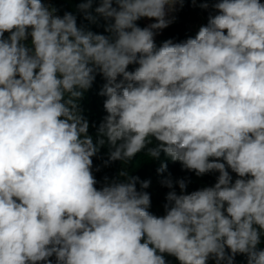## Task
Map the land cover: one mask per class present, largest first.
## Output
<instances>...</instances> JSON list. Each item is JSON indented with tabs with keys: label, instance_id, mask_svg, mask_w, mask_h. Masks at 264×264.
Returning a JSON list of instances; mask_svg holds the SVG:
<instances>
[{
	"label": "clouds",
	"instance_id": "1",
	"mask_svg": "<svg viewBox=\"0 0 264 264\" xmlns=\"http://www.w3.org/2000/svg\"><path fill=\"white\" fill-rule=\"evenodd\" d=\"M92 2L78 8L107 35L43 0H0V264H264V3L216 0L195 37L157 47L184 0H100L95 16ZM97 74L94 142L79 100ZM105 145V165L146 150L217 182L175 181L156 216L150 181L125 167L96 187Z\"/></svg>",
	"mask_w": 264,
	"mask_h": 264
},
{
	"label": "trees",
	"instance_id": "2",
	"mask_svg": "<svg viewBox=\"0 0 264 264\" xmlns=\"http://www.w3.org/2000/svg\"><path fill=\"white\" fill-rule=\"evenodd\" d=\"M57 3V10L61 12V15L65 12H71L77 18V26L91 30L99 34H105V27L107 21L102 17H97L95 23H92L85 18V14L81 12L78 5L84 0H54ZM216 0H184L183 5H175V18L164 28V31L171 32L175 43L183 42L189 37H195L198 32L196 24H207L210 15H215L216 12L213 8V4ZM264 2V0H263ZM70 3H72L73 10L70 9ZM100 0H93L92 8L89 10L92 15H96L95 8L99 6ZM207 4V7H202L203 4ZM113 6H116L115 4ZM140 27H146L148 24L147 18H141L136 22ZM156 43V42H155ZM157 47L160 44L156 43ZM137 67V65H135ZM105 82L98 78L92 84V87L84 92L83 97L79 100V110L81 115L88 121L89 130L88 133L92 137L97 136L98 128L103 122L104 117L107 115L104 109L105 96L99 95V92ZM108 160V147L102 146L96 156L93 157V175L97 180L96 187L99 189L104 185L99 175L101 171L110 172L114 171V179L118 178L120 171L125 167L129 171L131 176H137L140 180H149L150 186L147 189H143L150 194L151 207L148 210L157 212L163 216L165 214L164 205L167 203L166 195L169 191H176L180 194V188L175 181L183 179L187 183L186 192L198 190L202 187L213 186L217 182L218 172H210L203 176H196L194 172L184 169L180 162H173L170 158L166 157L163 153L159 159H153L147 156L146 150L138 153L131 161L125 165L121 161H113L105 165V161ZM161 163L167 165L166 171L158 173V169ZM98 169V170H97ZM230 174L233 177V181L237 178L235 173ZM165 178H171L173 180V189L165 187L161 181ZM123 179V178H121ZM139 187V184H137ZM156 215V213H155ZM264 248V242L260 245ZM238 264H247V257L244 254H237ZM54 261V257L52 258ZM166 264H179L174 256L165 255ZM208 264H216L214 258L208 260Z\"/></svg>",
	"mask_w": 264,
	"mask_h": 264
},
{
	"label": "rangeland",
	"instance_id": "3",
	"mask_svg": "<svg viewBox=\"0 0 264 264\" xmlns=\"http://www.w3.org/2000/svg\"><path fill=\"white\" fill-rule=\"evenodd\" d=\"M57 2H58V0H56ZM43 2L44 3H46L47 5H49L50 7H52V8H55L56 9V15H60V16H62L61 15V12L60 11H58L57 10V3H55V1L54 0H43ZM260 2L261 3H264L263 2V0H260ZM70 9L71 10H73V6H72V3H70ZM169 18L170 19H174L175 18V11H173V12H171V13H169ZM148 19V18H147ZM155 21L154 20H150V19H148V24H151V23H154ZM204 25H207V24H204ZM203 24H196V27L199 29L201 26H204ZM7 33H5V36L7 37ZM169 39H171L174 43H175V41H174V38H173V36L171 35V32H169V31H164V29H161V30H158L157 32H156V34H155V36H154V40H155V42L156 43H158V44H162L164 41H166V40H169ZM135 69V65H130L129 66V68H128V70L129 71H132V70H134ZM96 78H98L99 80H101V81H103V82H105V80H104V78L102 77V75H99V74H97V76H96ZM97 136L96 137H93V141L95 142L96 140H97ZM93 159V158H92ZM110 172L108 173V172H103V171H101L100 172V175H99V177H100V179H101V181H103L104 183H105V178L107 177L109 180H112V179H114L115 178V176L113 175L115 172L114 171H111V170H109ZM137 188H138V190H139V187L137 186ZM152 214H154L155 215V213H156V216H161V215H159L157 212H152L151 210H149Z\"/></svg>",
	"mask_w": 264,
	"mask_h": 264
},
{
	"label": "built area",
	"instance_id": "4",
	"mask_svg": "<svg viewBox=\"0 0 264 264\" xmlns=\"http://www.w3.org/2000/svg\"><path fill=\"white\" fill-rule=\"evenodd\" d=\"M233 264H238V258H237V254H236V255H235V257H234Z\"/></svg>",
	"mask_w": 264,
	"mask_h": 264
}]
</instances>
